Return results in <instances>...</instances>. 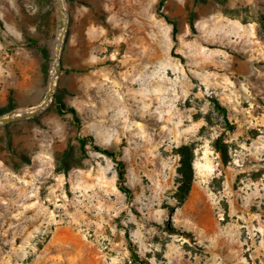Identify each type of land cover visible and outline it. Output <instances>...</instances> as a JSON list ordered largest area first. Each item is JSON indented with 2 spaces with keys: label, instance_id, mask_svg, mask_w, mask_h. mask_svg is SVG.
<instances>
[{
  "label": "rangeland",
  "instance_id": "obj_1",
  "mask_svg": "<svg viewBox=\"0 0 264 264\" xmlns=\"http://www.w3.org/2000/svg\"><path fill=\"white\" fill-rule=\"evenodd\" d=\"M159 1L65 0L48 106L0 125V264H128L126 233L151 264H264V0H167L177 43ZM62 29L54 0H0L2 116L44 100ZM31 59H43L40 74ZM212 98L236 126L227 163ZM78 135L125 163L131 198L115 160L83 155Z\"/></svg>",
  "mask_w": 264,
  "mask_h": 264
},
{
  "label": "trees",
  "instance_id": "obj_2",
  "mask_svg": "<svg viewBox=\"0 0 264 264\" xmlns=\"http://www.w3.org/2000/svg\"><path fill=\"white\" fill-rule=\"evenodd\" d=\"M167 0H160L159 4H158V14H160L161 16H163L169 23L172 24L173 26V30H172V39L174 43H177V22L175 20H172L168 17H166L162 10L164 8V5L166 3ZM195 4L198 3V0L194 1ZM189 23L191 26V29L194 30V13L191 12L189 15ZM30 44L32 47L38 49V51L41 53V55L47 59L48 58V54L47 51L40 47L38 45V43H36L35 41H30ZM55 98V105L57 107L58 113L63 115L65 112H69L73 115L74 118V123H75V127L77 130H80V126H79V118H78V114L76 112V110L74 108H66V105L59 100L56 96H54ZM212 104H213V108L215 110L216 113H218L219 115H221L223 117V121H224V128H225V132L221 133L214 141V148L216 150V152H218L221 156L222 162L223 163H227L229 160V150H228V145L226 143V134L227 133H233L236 129V126L234 123H232L229 120L228 117V110L226 107H224L219 100H217L216 98H212L211 99ZM4 114V112L0 111V116H2ZM78 142H79V147H80V151L83 155H86L88 153V147H91L94 151L99 152L109 158H112L113 160H115L116 164H117V177H118V188L121 192H123L126 196H128L129 198L132 197L133 192L130 188V186L127 184L126 181V175H127V169H126V165L123 161H117L116 160V153L114 151L108 150L106 148L101 147L100 145L96 144L94 141V138L92 136H81L78 135ZM179 154L182 157V165H181V169H180V173L182 174V178H181V182L179 185V188L181 189V191H187L190 187L192 178H193V169H192V163H191V152L189 151V148L187 146H183L179 149ZM126 238L128 241V248L130 251V261L128 262V264H151L148 260H145L143 258H141V256L139 255L133 241L130 238V235L128 233H126Z\"/></svg>",
  "mask_w": 264,
  "mask_h": 264
},
{
  "label": "water",
  "instance_id": "obj_3",
  "mask_svg": "<svg viewBox=\"0 0 264 264\" xmlns=\"http://www.w3.org/2000/svg\"><path fill=\"white\" fill-rule=\"evenodd\" d=\"M54 2H55L56 9L59 13V16L63 20V29L58 39V45L55 51L54 71L50 79L49 89L45 95L44 100L40 104L35 106L33 109H31L30 111L19 112L13 116H0V125L33 118L39 115L45 109V107L48 106L51 100L52 92L54 91V88L56 85V79L58 78L59 73L61 71V52H62L64 40H65L67 31H68V24H69L65 1L64 0H54Z\"/></svg>",
  "mask_w": 264,
  "mask_h": 264
},
{
  "label": "crops",
  "instance_id": "obj_4",
  "mask_svg": "<svg viewBox=\"0 0 264 264\" xmlns=\"http://www.w3.org/2000/svg\"><path fill=\"white\" fill-rule=\"evenodd\" d=\"M42 63H43V59H31V60L27 61V65H29V69L28 70L30 71L29 72L27 70V72L33 73V74H40L41 73ZM7 102H8V98L7 97L5 98V101H4V99H1V103L2 104H5Z\"/></svg>",
  "mask_w": 264,
  "mask_h": 264
}]
</instances>
